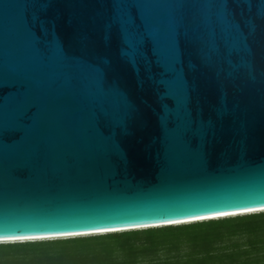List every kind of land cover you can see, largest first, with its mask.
Instances as JSON below:
<instances>
[{
  "label": "water",
  "instance_id": "95a60500",
  "mask_svg": "<svg viewBox=\"0 0 264 264\" xmlns=\"http://www.w3.org/2000/svg\"><path fill=\"white\" fill-rule=\"evenodd\" d=\"M229 8L249 45L225 0H0V240L264 208V0Z\"/></svg>",
  "mask_w": 264,
  "mask_h": 264
},
{
  "label": "trees",
  "instance_id": "16d2710c",
  "mask_svg": "<svg viewBox=\"0 0 264 264\" xmlns=\"http://www.w3.org/2000/svg\"><path fill=\"white\" fill-rule=\"evenodd\" d=\"M163 250L164 255H157ZM0 264H264V212L95 236L0 243Z\"/></svg>",
  "mask_w": 264,
  "mask_h": 264
},
{
  "label": "snow or ice",
  "instance_id": "6c2138e0",
  "mask_svg": "<svg viewBox=\"0 0 264 264\" xmlns=\"http://www.w3.org/2000/svg\"><path fill=\"white\" fill-rule=\"evenodd\" d=\"M232 2V0H225V7L228 9V11L231 13L230 18L232 19L234 26L236 28H238V30L240 31V33L242 34V39L245 43H247V45L250 44V38L251 35L254 34L253 33H249L248 31H246L244 28L241 27V21L236 19V17L234 16V14L231 12L230 8H229V4ZM253 2V0H249V3L251 4ZM260 15L261 18H264V11H259L258 13ZM244 23L248 24L249 26H252V22L250 20H246L244 21ZM171 126V124H170Z\"/></svg>",
  "mask_w": 264,
  "mask_h": 264
},
{
  "label": "bare ground",
  "instance_id": "6f19581e",
  "mask_svg": "<svg viewBox=\"0 0 264 264\" xmlns=\"http://www.w3.org/2000/svg\"><path fill=\"white\" fill-rule=\"evenodd\" d=\"M264 208H259V209H254V210H248V211H242V212H235V213H231V214H223V215H219V216H212V217H207V218H201V219H197V220H203V219H212V218H219V217H225L227 215H238V214H251L253 212H256V211H263ZM191 221H196V220H190V221H186V222H191ZM179 223H182V222H175V223H171V224H179ZM160 225H164V224H157V225H153V226H160ZM147 227V226H146ZM101 233H104V232H101ZM88 235V234H86ZM90 235V234H89ZM68 237V236H67ZM72 237V236H70ZM74 237V236H73ZM48 238V237H47ZM51 238V237H49ZM56 238V237H54ZM42 239V238H41ZM28 240H31L30 238L29 239H26V238H23V239H10V240H0V243L1 242H15V241H28Z\"/></svg>",
  "mask_w": 264,
  "mask_h": 264
},
{
  "label": "rangeland",
  "instance_id": "374dc122",
  "mask_svg": "<svg viewBox=\"0 0 264 264\" xmlns=\"http://www.w3.org/2000/svg\"><path fill=\"white\" fill-rule=\"evenodd\" d=\"M253 214V213H252ZM84 237V236H83ZM73 238V237H72ZM65 239H68V238H65ZM245 241V239H241V241L240 242H244ZM20 242H28V241H20ZM10 243H19V242H10ZM166 252L163 250V251H160V252H158V254L157 255H159V256H161V255H164Z\"/></svg>",
  "mask_w": 264,
  "mask_h": 264
}]
</instances>
